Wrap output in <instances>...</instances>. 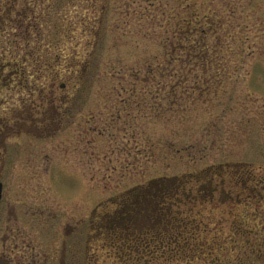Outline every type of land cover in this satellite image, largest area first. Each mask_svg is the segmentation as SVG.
Wrapping results in <instances>:
<instances>
[{"label":"rangeland","instance_id":"rangeland-1","mask_svg":"<svg viewBox=\"0 0 264 264\" xmlns=\"http://www.w3.org/2000/svg\"><path fill=\"white\" fill-rule=\"evenodd\" d=\"M27 1L50 14L28 36L0 22V264H114L88 233L127 190L159 177L197 186L233 164L264 178V0ZM183 14L205 20L218 62L207 75L181 73L193 63L181 44L186 57L165 60ZM224 181L202 201L207 237L221 264H264L262 183L228 200Z\"/></svg>","mask_w":264,"mask_h":264},{"label":"trees","instance_id":"trees-1","mask_svg":"<svg viewBox=\"0 0 264 264\" xmlns=\"http://www.w3.org/2000/svg\"><path fill=\"white\" fill-rule=\"evenodd\" d=\"M191 16L183 14L178 23L182 24L180 32L175 30L172 34L167 30L168 34L164 37L165 60L169 63L181 61L187 55L193 63L181 73L188 71L194 75L191 69L195 67V72L199 68L200 73L207 75L214 63L218 65L215 62L216 51L203 42L206 33L202 26L204 18ZM178 44L183 50H180L181 54L186 55L180 54ZM197 80L196 84L203 82L197 85L198 88L208 83L206 77ZM234 166H217L203 171L201 176L194 177L195 181H199L197 186L190 184L193 182L190 177H163L127 190L95 212L91 225L96 240L102 243V249L107 248V257L112 258L114 264H192L207 258L210 264H221L216 239L207 237V230L211 228L204 219L202 201L206 199V194L212 195L218 186L226 189L225 178L228 181V200H232V190L247 193L246 189L252 188L250 170L246 168L247 176L236 173L237 168L227 171ZM215 179L220 180L219 184ZM231 230L242 228L236 221Z\"/></svg>","mask_w":264,"mask_h":264},{"label":"flooded vegetation","instance_id":"flooded-vegetation-1","mask_svg":"<svg viewBox=\"0 0 264 264\" xmlns=\"http://www.w3.org/2000/svg\"><path fill=\"white\" fill-rule=\"evenodd\" d=\"M33 1V0H32ZM42 1V0H41ZM40 0H36V2H41ZM21 3V7L17 8L16 6L18 4ZM26 3H28L27 0H0V22H10L14 25H16V27L19 29L18 32L22 33L24 36H28L30 31L35 28L38 25V21L44 17V19H46V16L48 14V16L50 15L49 13H37V11H35L32 7H29ZM26 54H28L26 52ZM0 75L1 73L4 71L5 67H0ZM9 68V67H8ZM2 71V72H1ZM24 75V73H22L21 71L16 70L14 73L11 74L10 80H14L15 76H19L20 75ZM2 79H4V77H2ZM62 117L59 118V120ZM5 126V125H4ZM3 127V126H2ZM8 127V125L6 126ZM1 131H3V128H0ZM3 133H1L0 135H2ZM3 149L5 150H9L7 147H3ZM250 175V174H249ZM257 181L256 179L253 178V176L250 175V185L252 186L251 189H246V192L248 193L249 197H252L253 194L255 196V190L258 184L262 183V193H264V178L260 179ZM254 182V183H253ZM0 184L2 185V182H0ZM253 184H256V187L253 186ZM2 187L1 186V193H0V203L1 198H2ZM222 189V188H221ZM223 190V189H222ZM217 191V190H216ZM214 191V192H216ZM213 192V193H214ZM241 193H243L242 191H240ZM239 194V193H238ZM264 198V196H263ZM10 205V204H9ZM9 209H12V207ZM9 216V215H8ZM92 233L93 235V230L90 231V233H88V236ZM250 249V251L252 252L253 249L251 247H248ZM255 254V252H254ZM253 254V256H254ZM264 256V254H263ZM256 258L259 259L260 258V252L257 251V255Z\"/></svg>","mask_w":264,"mask_h":264},{"label":"water","instance_id":"water-1","mask_svg":"<svg viewBox=\"0 0 264 264\" xmlns=\"http://www.w3.org/2000/svg\"><path fill=\"white\" fill-rule=\"evenodd\" d=\"M0 193H1V185H0Z\"/></svg>","mask_w":264,"mask_h":264}]
</instances>
